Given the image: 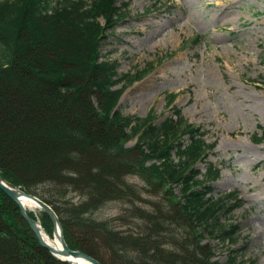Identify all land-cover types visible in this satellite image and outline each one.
<instances>
[{"label": "trees", "instance_id": "1", "mask_svg": "<svg viewBox=\"0 0 264 264\" xmlns=\"http://www.w3.org/2000/svg\"><path fill=\"white\" fill-rule=\"evenodd\" d=\"M126 7L118 0H0V175L49 204L69 248L102 264H217L200 234L231 240L221 218L240 205H229V195L226 203L208 197L219 176L213 165L203 175L209 186L197 179L209 151L200 128L175 108L161 120L118 109L125 90L118 86L128 76H119L102 47ZM136 176L170 206L141 207L142 191L128 181ZM113 202L126 207L121 216L97 217ZM40 220L52 234L49 216L40 212ZM0 264H69L40 245L1 190Z\"/></svg>", "mask_w": 264, "mask_h": 264}, {"label": "rangeland", "instance_id": "2", "mask_svg": "<svg viewBox=\"0 0 264 264\" xmlns=\"http://www.w3.org/2000/svg\"><path fill=\"white\" fill-rule=\"evenodd\" d=\"M122 5L102 47L119 76H128L118 86L125 89L118 109L161 120L175 108L200 128L209 151L196 167L197 179L209 186L203 175L213 165L219 176L209 183L208 197L226 203L231 196L229 205H240L221 218L231 240L207 231L200 240L217 264H264V0H118ZM227 14L234 24H224ZM247 136L252 144H237ZM128 181L141 189L146 210L170 206L165 197L150 196L152 187L140 177ZM172 192L181 195L176 186ZM125 208L113 202L96 215L112 219ZM32 210L40 220V210Z\"/></svg>", "mask_w": 264, "mask_h": 264}, {"label": "water", "instance_id": "3", "mask_svg": "<svg viewBox=\"0 0 264 264\" xmlns=\"http://www.w3.org/2000/svg\"><path fill=\"white\" fill-rule=\"evenodd\" d=\"M0 190L18 206L22 218L30 226V228L36 235L40 245L43 248L47 249L54 257L70 264H80V262H83L84 264H102L97 259L89 256L88 254H85L82 251L72 250L69 248L65 240L64 228L61 220L57 213L53 210V208L46 202L42 201L32 194L26 193L21 188L5 180L1 175ZM23 200L33 202L36 208L42 210L49 216L53 224L54 235L57 236L60 242V246H54L53 244H50L47 240H45L43 236V231L46 232L45 229L37 219H34L30 216V210L27 209V207L23 203Z\"/></svg>", "mask_w": 264, "mask_h": 264}, {"label": "bare ground", "instance_id": "4", "mask_svg": "<svg viewBox=\"0 0 264 264\" xmlns=\"http://www.w3.org/2000/svg\"><path fill=\"white\" fill-rule=\"evenodd\" d=\"M226 16H228V18H226L227 20H226V22L224 24H226V23H228V24L229 23L234 24L235 23V21L233 20L232 16H230V14H227ZM244 142L252 144V142L250 141V139L248 138V136L245 137V138H241L237 142V144L238 145L239 144L243 145ZM23 203L25 204V206L28 209H34V208H36L35 205H34V203L31 202V201L23 200ZM43 236H44L45 240H47L50 244H53L54 246H60V242H59V240H58V238H57L56 235L51 236L48 233H46V232L43 231ZM80 264H84V263L83 262H80Z\"/></svg>", "mask_w": 264, "mask_h": 264}]
</instances>
